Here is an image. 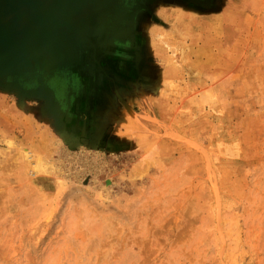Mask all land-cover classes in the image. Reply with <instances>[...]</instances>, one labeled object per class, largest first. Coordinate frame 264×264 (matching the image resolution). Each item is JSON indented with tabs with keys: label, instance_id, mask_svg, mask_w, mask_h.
I'll return each mask as SVG.
<instances>
[{
	"label": "rangeland",
	"instance_id": "374dc122",
	"mask_svg": "<svg viewBox=\"0 0 264 264\" xmlns=\"http://www.w3.org/2000/svg\"><path fill=\"white\" fill-rule=\"evenodd\" d=\"M157 1L123 39L10 41L0 264H264V0Z\"/></svg>",
	"mask_w": 264,
	"mask_h": 264
},
{
	"label": "flooded vegetation",
	"instance_id": "af4514ba",
	"mask_svg": "<svg viewBox=\"0 0 264 264\" xmlns=\"http://www.w3.org/2000/svg\"><path fill=\"white\" fill-rule=\"evenodd\" d=\"M28 1V0H27ZM75 2L73 3H77V0H74ZM81 1V5L83 4V6L81 7L80 11L77 12L78 14L76 16H74L73 18H69V20H67V24L61 22V24L57 27V29L54 31V37L55 40H61V41H65L64 39H69L72 41V39H74V32H78V33H82V34H86V36H89V34H91V32L97 33L99 34V31H104V36L107 38L108 34L111 32V30L109 31V28L113 27L112 29H116L117 32L119 33L120 36H118L116 39L120 38H126L127 36V31H126V15H123V18L125 17V19L121 18V11H119L121 6L127 5V1L128 0H115V2L113 1L112 4H108V3H103L104 5H98L99 7H101L102 9H94L92 6H94L93 4L90 5L87 0H80ZM132 4L127 5L131 10L130 12H133L136 8H140V6H144L146 5L147 7L149 6V4L152 5L153 0H132ZM109 6V7H108ZM14 15L11 14V17H9L8 20L6 19H0V25H2L3 23H8L9 25H12V28L15 29L17 38H19V32L22 29H25L28 31V36H23L22 34V39H29L31 37H33L34 35H30L31 33L33 34V32H29V30H36L38 34H41V32L39 33L38 30L40 31L39 27H40V20L36 19V17L33 16V19L31 18V16L29 15L27 16H22L21 18H18V22L14 21ZM75 20L74 25L72 26V24L70 23V21ZM45 20H43L44 22ZM69 23V25H68ZM114 24H116L117 26H115ZM72 29L71 31V35L70 36H66V31L67 29ZM30 33V34H29ZM126 33V34H125ZM77 35V34H76ZM130 34H128L129 36ZM21 39V38H20ZM100 40V39H98ZM103 41V40H101ZM120 41V40H118ZM94 42V40H92V43ZM72 44V43H71ZM120 45H116V47H118ZM120 49L122 48H116L114 51L109 52L108 51V56L112 57L110 59H107L104 62V66H108L110 67V69H114V71L116 72H121L124 70L128 71V67L129 65L126 63L128 56H131L132 53L127 54L128 52H118L120 51ZM1 56H3L4 51H0ZM96 53H98V51H96ZM89 55L93 56V52H89ZM97 55V54H95ZM99 55V54H98ZM106 66V67H107ZM62 85L63 82L61 81Z\"/></svg>",
	"mask_w": 264,
	"mask_h": 264
},
{
	"label": "bare ground",
	"instance_id": "6f19581e",
	"mask_svg": "<svg viewBox=\"0 0 264 264\" xmlns=\"http://www.w3.org/2000/svg\"><path fill=\"white\" fill-rule=\"evenodd\" d=\"M114 0H87V2L90 5H95V4H103V3H108V4H112ZM75 2L74 0H0V19H7L6 16H10L11 14L14 15V21L18 22V18H21L23 15L24 16H31V18L33 19V16L36 17V19L40 20V31L38 30V32L41 34H34L33 37L29 38V41L32 40L35 43H40L44 40H46L47 36L50 35L51 38V42H53L54 47H55V51L57 50L58 46L56 45V40H55V35H54V31L57 29V27L61 24V22L67 24V20H69V18H73L75 16V14H71V12L69 11L70 9V3ZM76 7V15L78 14L77 12L80 11L81 7L83 6V4L81 5V1L77 0V3H73ZM81 6V7H80ZM159 14V13H158ZM43 20H45L43 22ZM187 24V22H186ZM45 29L46 25H49L47 30L45 29L44 32H42V26ZM69 25V23H68ZM35 30H29V32H33ZM15 29L12 28V25H9L8 23H3L2 25H0V51H4L3 56H1L0 53V60L6 59L5 55H6V51L10 50L8 45L10 40L13 41V39H16L15 37H17L16 35ZM70 30L67 29L66 31V36L68 37ZM23 36H28V31L25 29L20 30L19 32V38H23ZM30 34V33H29ZM32 35V33L30 34ZM120 36V35H119ZM48 41V40H47ZM50 43V41H49ZM25 45V44H24ZM44 45V44H43ZM42 45V46H43ZM41 46V45H40ZM23 47V46H22ZM49 47V46H48ZM8 48V49H7ZM37 48V47H36ZM29 49V48H28ZM16 50V49H15ZM21 51V50H20ZM23 51V50H22ZM21 51V52H22ZM19 52V54L21 53ZM25 52V51H24ZM10 53V51H9ZM12 53H14V50H12ZM10 53V54H12ZM17 53V52H16ZM10 54H7L10 56ZM44 56V55H43ZM46 56V55H45ZM8 58V57H7ZM11 57H9L10 59ZM13 58V56H12ZM8 59V60H9ZM13 60V59H12ZM36 60V59H35ZM5 61V60H4ZM7 61V59H6ZM5 61V62H6ZM10 62V61H9ZM12 63V61L10 62V64ZM8 64V63H6ZM5 64V66H6ZM12 65V64H11ZM9 66V64L7 65ZM6 66V67H7ZM52 66V65H51ZM15 67V66H13ZM9 68V67H8ZM11 68V66H10ZM21 68V67H20ZM14 69V68H13ZM17 69V68H15ZM2 70V69H1ZM33 70V69H32ZM19 71V70H18ZM57 71V70H56ZM4 74V73H3ZM51 74V72H50ZM28 75V74H27ZM70 76V75H69ZM7 77V76H6ZM8 79V78H7ZM46 79V78H45ZM50 80V79H49ZM49 82V81H48ZM55 82V80H54ZM16 83V82H15ZM66 83V81L63 82L62 89L66 92V88L67 87H71L70 85L64 84ZM45 92V91H44ZM72 92V89H71ZM47 93V92H46ZM51 93V92H50ZM45 95V93H44ZM47 96V95H45ZM74 101V100H73ZM74 103V102H73ZM82 104V103H81ZM76 105V104H75ZM11 108V107H9ZM4 110V109H3ZM21 110H24L23 108ZM28 116V115H27ZM23 118V117H22ZM37 118V117H36ZM10 120V119H9ZM32 120V119H31ZM12 121V120H11ZM27 121V120H26ZM25 121V122H26ZM14 122V121H13ZM12 122V123H13ZM34 121H32L33 123ZM21 123V122H20ZM31 124V123H30ZM18 125V124H17ZM37 125V124H36ZM58 125V124H57ZM31 127V126H30ZM45 127V126H44ZM61 127V126H60ZM51 128V127H50ZM30 130V129H29ZM32 133V132H31ZM66 133V132H65ZM36 135V134H35ZM39 135V134H38ZM59 135V134H58ZM62 135V134H61ZM67 135V134H66ZM173 135V133H172ZM14 136V135H13ZM63 136V135H62ZM71 136V135H70ZM144 136V135H143ZM174 136V135H173ZM40 138V135L38 136ZM59 137V136H58ZM145 137V136H144ZM175 137V136H174ZM179 137V136H178ZM42 138V137H41ZM69 138V137H68ZM171 138V137H170ZM55 139V138H54ZM74 139V138H73ZM144 139V138H142ZM42 140V139H41ZM180 140V139H179ZM23 141V140H22ZM32 141V140H31ZM44 141V140H43ZM153 143V142H152ZM41 144V142H40ZM39 144V145H40ZM38 145V146H39ZM43 145V143H42ZM154 145V143H153ZM55 146V145H54ZM59 146V145H57ZM149 147V146H148ZM43 148V147H42ZM47 148V147H46ZM56 148V147H55ZM150 148V147H149ZM37 150V149H36ZM22 151V150H21ZM20 151V152H21ZM41 151V150H40ZM56 151V150H55ZM34 152V151H33ZM32 152V153H33ZM25 154V153H24ZM45 154V153H44ZM22 155V154H21ZM35 155V154H34ZM20 156V155H19ZM24 156V155H23ZM37 158V157H36ZM35 160V159H33ZM29 162V161H28Z\"/></svg>",
	"mask_w": 264,
	"mask_h": 264
},
{
	"label": "crops",
	"instance_id": "0c3cea01",
	"mask_svg": "<svg viewBox=\"0 0 264 264\" xmlns=\"http://www.w3.org/2000/svg\"><path fill=\"white\" fill-rule=\"evenodd\" d=\"M114 2H115V0H114ZM100 4V3H99ZM99 4H95L94 6H92L94 9H102L101 7H99L98 5ZM152 4H154V7L155 8H157V7H159V4H158V1L157 0H153V3ZM72 5H73V3H72ZM101 5H104V4H101ZM105 6V5H104ZM106 7V6H105ZM109 7V6H108ZM75 14V16H76V13H74ZM70 23L72 24V26L74 25V23H75V20L73 19L72 21H70ZM75 34H74V38L75 39H82L81 38V36L79 35V34H81V33H78V32H74ZM104 33H105V30L103 31H99V34H97V33H94V32H91V35L90 36H88L89 38H91L92 40H98V39H100V40H108L105 36H104ZM77 34V35H76ZM112 34H114V33H112ZM79 35V36H78Z\"/></svg>",
	"mask_w": 264,
	"mask_h": 264
},
{
	"label": "water",
	"instance_id": "95a60500",
	"mask_svg": "<svg viewBox=\"0 0 264 264\" xmlns=\"http://www.w3.org/2000/svg\"><path fill=\"white\" fill-rule=\"evenodd\" d=\"M10 41H12V40H10ZM10 43V42H9Z\"/></svg>",
	"mask_w": 264,
	"mask_h": 264
}]
</instances>
